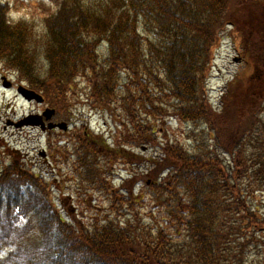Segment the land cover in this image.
Returning <instances> with one entry per match:
<instances>
[{
    "label": "trees",
    "instance_id": "1",
    "mask_svg": "<svg viewBox=\"0 0 264 264\" xmlns=\"http://www.w3.org/2000/svg\"><path fill=\"white\" fill-rule=\"evenodd\" d=\"M50 1L40 24L13 21L0 2V65L55 111L85 80L87 103L109 113L118 138L83 126L71 155L50 152L71 159L88 188L79 194L95 211L88 221L63 217L55 182L10 158L0 171V264H264V90L245 69L215 112L205 86L224 35L241 41L252 23L264 28V14L245 12L249 0ZM172 121L194 126L191 149L167 137ZM149 146L159 153L133 152ZM116 162L137 168L114 188ZM98 194L106 207L91 206Z\"/></svg>",
    "mask_w": 264,
    "mask_h": 264
},
{
    "label": "rangeland",
    "instance_id": "2",
    "mask_svg": "<svg viewBox=\"0 0 264 264\" xmlns=\"http://www.w3.org/2000/svg\"><path fill=\"white\" fill-rule=\"evenodd\" d=\"M10 7L14 19L23 18L22 20H30L35 24H40L41 7H49L54 9V4L50 0H1ZM250 9L245 12L264 14V0H249ZM248 10V11H247ZM247 17V16H245ZM255 23L249 28L240 31L242 37L238 41L237 37L228 34L224 35V41L218 46L214 57V64L209 74V88L217 91L223 90L226 85L242 71L243 65L238 62L239 58L246 57L247 53H253L258 61L260 68L264 64V50L262 40L264 39V31L259 34ZM263 28V27H262ZM236 38V39H235ZM264 44V43H263ZM6 77L14 85L11 89H4L1 86V78ZM17 76L12 71L5 69L0 65V171L4 165L9 163L11 157H18L23 160L27 167L31 168L35 173L40 174L49 181H54L55 186L52 190V200L54 207L60 211L63 217H71L73 215L83 217L88 221L90 217L95 215V211L85 208L82 204V198L79 194L88 190L87 187L79 188V180L75 178L74 167L71 159L58 157L57 155L72 154L74 152V138L76 132L81 130L86 124L94 133L98 135L104 134L109 140V144L115 143L118 138V128L113 124L109 113L101 111H93L87 103L89 94L87 93V83L85 80L77 79L76 85L69 96V106L67 110L58 111L53 119L54 123H66L68 130L65 134L59 131L50 133L42 132L39 129L31 127L15 126L23 118L30 115H40L47 105H37L28 103L22 99L16 92ZM115 108V107H113ZM60 114V115H59ZM156 126L159 127L158 123ZM167 137L171 142H178L182 146L189 149L193 146V142L188 141V134L193 130V126L184 123H164ZM158 138L160 134L158 135ZM162 139V136L161 138ZM211 144V142H210ZM52 145V146H51ZM56 148L60 151L55 154L56 158L51 160L50 152ZM52 149V150H51ZM133 151V150H131ZM136 155L142 154L146 159L155 156L159 150L148 147L145 152L139 149L133 151ZM223 158V157H222ZM228 162L227 158H223ZM112 175L110 180L114 188L122 185L123 180L128 179V175L132 168L130 165H123L121 162L113 163ZM149 164L145 163L140 166L138 171L144 172L148 169ZM134 172V170H132ZM145 174V173H144ZM125 183V182H123ZM126 186L129 185L126 183ZM95 202L91 206L106 207L105 199L101 195H96ZM260 200L261 209L264 210V192L256 196V201ZM89 205V204H88ZM82 214V216H81ZM7 251L0 252V259L7 255ZM251 256L252 251L248 252ZM248 255V256H249ZM264 260V248L259 259ZM254 259H257L255 257ZM252 260V257L250 258Z\"/></svg>",
    "mask_w": 264,
    "mask_h": 264
},
{
    "label": "water",
    "instance_id": "3",
    "mask_svg": "<svg viewBox=\"0 0 264 264\" xmlns=\"http://www.w3.org/2000/svg\"><path fill=\"white\" fill-rule=\"evenodd\" d=\"M3 81H4L3 86L5 88H9L11 86V84L8 83L5 79H3ZM17 92L27 102H35L38 104L43 103V99L39 94H37L33 91H30V90H28L22 86L18 87ZM53 115H54V110L47 109V110H45V112L43 113L42 116H33V117L25 118L23 121H21L19 124H17V126L18 127H21V126H39V125H41L40 120H42V118H45V120L47 121V120H50ZM55 127H57L58 129H61V130L66 129V126L64 124H59V125L49 124L48 125L49 130H51Z\"/></svg>",
    "mask_w": 264,
    "mask_h": 264
}]
</instances>
